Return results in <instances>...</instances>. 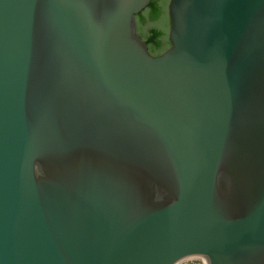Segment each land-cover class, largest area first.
<instances>
[{"label":"water","instance_id":"95a60500","mask_svg":"<svg viewBox=\"0 0 264 264\" xmlns=\"http://www.w3.org/2000/svg\"><path fill=\"white\" fill-rule=\"evenodd\" d=\"M264 264V0H0V264Z\"/></svg>","mask_w":264,"mask_h":264},{"label":"rangeland","instance_id":"374dc122","mask_svg":"<svg viewBox=\"0 0 264 264\" xmlns=\"http://www.w3.org/2000/svg\"><path fill=\"white\" fill-rule=\"evenodd\" d=\"M176 264H202L201 263V259L197 256H189V257H185L181 260H179V262H177Z\"/></svg>","mask_w":264,"mask_h":264},{"label":"built area","instance_id":"2783aa9c","mask_svg":"<svg viewBox=\"0 0 264 264\" xmlns=\"http://www.w3.org/2000/svg\"><path fill=\"white\" fill-rule=\"evenodd\" d=\"M197 257H199V256H197ZM200 258V257H199ZM201 259V258H200ZM177 262H179V261H177ZM177 262H175L174 264H176ZM201 263L203 264V260L201 259Z\"/></svg>","mask_w":264,"mask_h":264},{"label":"bare ground","instance_id":"6f19581e","mask_svg":"<svg viewBox=\"0 0 264 264\" xmlns=\"http://www.w3.org/2000/svg\"><path fill=\"white\" fill-rule=\"evenodd\" d=\"M187 257H189V256H187ZM184 258H185V257H184ZM181 259H183V258H181ZM181 259H179V260H181ZM179 260H177V261H179ZM177 261H176V262H177Z\"/></svg>","mask_w":264,"mask_h":264}]
</instances>
